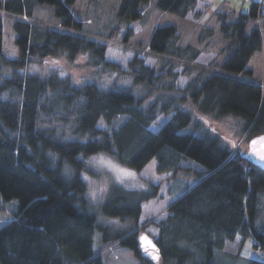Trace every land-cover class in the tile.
I'll list each match as a JSON object with an SVG mask.
<instances>
[{"label": "trees", "instance_id": "trees-1", "mask_svg": "<svg viewBox=\"0 0 264 264\" xmlns=\"http://www.w3.org/2000/svg\"><path fill=\"white\" fill-rule=\"evenodd\" d=\"M75 2L0 0V9L32 16L40 6H51L65 27H88L85 34L90 35L102 26L108 29L104 36L113 39L121 34L120 23L144 19L149 4L120 0L116 16L110 17L105 2L88 0L75 17ZM197 2L157 0L155 6L185 20ZM258 11V2L248 13L226 6L211 11L224 43L223 58L200 71L192 67H200L193 63L201 50L181 45L173 26L157 28L149 37L148 53L162 58L154 68L134 58L123 70L105 60L104 43L20 20L13 23L18 56L10 59L3 53L0 16V196L19 202L15 219L0 228V264H103L104 252L116 245L130 250L139 264H154L142 257L136 230L141 205L159 195L152 185L139 191L109 187L100 214L132 220L135 232L109 238L111 230L100 227L103 242L93 250L96 213L82 176H98L87 163L97 154L138 172L153 159L157 174L174 176L184 162L203 167L197 183L175 194L170 190L176 198L158 224L157 264H215V252L236 237L251 239L257 242L254 248L264 250V173L242 157L252 139L264 136L261 71L247 68L263 50L257 28L246 33ZM131 36L127 30L124 42ZM78 57L85 60L75 65ZM62 65L89 71L91 80L75 83ZM180 65L181 75H193L184 88L175 85ZM113 76L105 86L103 80ZM161 116L167 120L156 128ZM228 116L236 119L232 139H221L203 124L206 119L212 127ZM233 141L241 144L236 148ZM66 165L71 175L65 173ZM177 186L181 181L176 180Z\"/></svg>", "mask_w": 264, "mask_h": 264}, {"label": "rangeland", "instance_id": "rangeland-1", "mask_svg": "<svg viewBox=\"0 0 264 264\" xmlns=\"http://www.w3.org/2000/svg\"><path fill=\"white\" fill-rule=\"evenodd\" d=\"M87 1L88 0H76L72 9V13L75 17L81 16L82 12L85 11L88 6ZM101 1L106 3V7L109 9V16H116L120 0ZM255 1L262 2L264 4V0H210L209 3L206 4L202 2L203 4H197L194 12L188 13L185 17V20H183L174 14L163 12L157 9L155 6L157 0H149L148 8L144 13V19H141L140 21L136 22H131L128 25L127 23H120L118 27L121 28V34L119 37L113 39L104 36L106 35L108 29L106 31L103 29L102 26H100L99 29L93 31L94 33L90 32V35L85 34L86 32H88V27H86L83 31L65 27L60 23V19L54 15L51 6H40L33 13L32 16H26L18 13H10L0 9V16L2 17L3 22L2 48L3 53L6 57L10 59L17 58L18 51L17 46L15 44L16 33L13 28V23L16 20H20L29 23H34L41 27H47L60 32L84 36L91 40L104 43L107 45L105 60L112 64L119 65L123 70L127 71V64L134 58H138L143 61L144 65L150 68H154L158 67L159 63H161L162 61V58L161 56L152 55L148 53L147 44L149 37L151 36V33L157 28L173 26L177 28L178 34L181 36V38H179L181 45L190 44L193 45V47L201 50V54L193 63V65H197L200 67L197 68L194 66L192 67L191 64L188 65L200 71L201 69L208 67L209 64L216 61V59L221 61L223 58L220 49L224 46V43L219 39V35L216 34L217 22L216 19L213 20L214 18L210 19L211 11L216 10L219 6H226L231 8L235 12L248 13L252 3H254ZM203 12L204 14L201 15V13ZM195 13H200V19L194 18ZM188 21H190L191 23ZM256 23L253 24V20L248 21V24L246 26L247 34H249L251 30L254 29V27L260 29L264 33V29L262 30L264 26L263 18L262 20H260L259 26ZM127 30H130L132 32V38L129 37L130 39L127 40H131L129 43L124 42ZM212 38L214 39L213 41H211ZM84 60V57H78L75 62V65L83 63ZM182 66L180 65L175 70L178 73L175 85H177V87L179 88H184L186 83L193 77V75H181L183 69ZM62 67L64 68V70H66L63 72L69 74V76L73 79L75 83L82 85L91 80V73L87 70H82L77 67L69 69L66 67V65H62ZM247 68L249 70H253L255 73H259L261 71L260 77L264 88V47L261 53L257 52L251 57ZM32 70L35 71V68L32 67ZM257 76L259 75L257 74ZM115 78L116 76H113L110 80L109 78H105L103 80V84L105 86H110L112 80H114ZM97 81L99 83H102L100 79ZM153 100L154 96L151 97L146 102V104H150ZM166 120L167 119L162 116L159 117L157 119L155 127L159 128L163 123H165ZM203 124L209 126V128L214 132V134H216V136L221 137V139L223 140H228L232 139L231 133H234L236 119L231 116L218 119L217 122L212 124V127L209 124V121L205 119V122ZM192 130V127H190L186 131L191 132ZM233 142H235L234 144H236V148L241 144L238 141ZM243 146H246L244 139H242V147ZM99 155L101 154L92 155L91 157ZM104 156L108 159H111L113 163L118 164L108 155ZM91 157H89L87 161H89ZM118 165L124 167L120 164ZM182 167L183 169L176 173L174 176H172L171 173L157 174L156 161L153 159L140 172L124 167L128 170L134 171L135 177L123 178V182L121 183L115 180V174L109 171L107 168H103L102 170L98 171L97 168L92 164L93 171L97 172L98 176L92 177L88 174H83L82 178L86 175L90 178V180L96 181L97 184L107 181L108 189L111 185H120L127 188L128 190L136 191L148 189L150 185L158 187V197L141 205V216L137 221L138 228L136 229L138 236H140L142 233H145L150 236V238L156 240L159 230L158 224L167 216L168 206L172 204L176 198L170 192V190H172L173 188L175 194L176 192L180 191L183 187L197 183L199 174L204 170L203 167H201L195 162H184L182 164ZM176 180L181 181L180 187H175ZM85 182L87 184L88 193L89 182ZM87 193L86 197L91 203L93 210L96 213L97 227L94 230L92 244L94 251H97L99 246L103 242L104 232H101L100 227H107L109 230H111L109 238L121 232H135L134 227L136 225L132 220L121 218H109L107 216L101 215L102 213L100 212L98 206L103 202L107 192L103 194L102 199L98 198L96 202H92L87 196ZM18 211L19 202L17 200L14 199L11 201H4L0 196V228L13 221ZM237 247L238 243L233 242L231 244H228L227 247L225 245L221 252H218L217 254L215 252V264H246V261L249 259H259V261H264V258H262V255H264V250H256L253 247L251 240H245V242L243 243V248L240 250V255ZM233 256L238 257L234 258ZM102 263L139 264V261L134 257L133 253L130 250L116 245L112 247L110 246L108 250L104 252V254L102 255Z\"/></svg>", "mask_w": 264, "mask_h": 264}, {"label": "snow or ice", "instance_id": "snow-or-ice-1", "mask_svg": "<svg viewBox=\"0 0 264 264\" xmlns=\"http://www.w3.org/2000/svg\"><path fill=\"white\" fill-rule=\"evenodd\" d=\"M53 63H56V61H53ZM49 155L52 154L49 153ZM52 158L55 159V156H53ZM261 159H264V157H261ZM87 163L93 164L98 171L102 170L103 168H107L109 171L115 174V180L117 182L122 183L123 178L135 177L134 171L128 170L124 167L119 166L116 163H113L111 159L106 158L103 154L91 157ZM65 173L67 175H71V170L67 167V165L65 167ZM83 179L89 182V191L87 193V196L92 202H96L98 198L102 199L103 194L108 191L107 181L97 184L96 181L90 180V178L86 175L83 177ZM153 258L156 259L158 258V256Z\"/></svg>", "mask_w": 264, "mask_h": 264}, {"label": "water", "instance_id": "water-1", "mask_svg": "<svg viewBox=\"0 0 264 264\" xmlns=\"http://www.w3.org/2000/svg\"><path fill=\"white\" fill-rule=\"evenodd\" d=\"M242 157L252 166L264 172V159H261V157H264V136L252 139L248 143L247 152ZM138 242L141 255L157 264L160 260V250L153 240L143 233L140 235ZM157 256L158 258H153Z\"/></svg>", "mask_w": 264, "mask_h": 264}, {"label": "crops", "instance_id": "crops-1", "mask_svg": "<svg viewBox=\"0 0 264 264\" xmlns=\"http://www.w3.org/2000/svg\"><path fill=\"white\" fill-rule=\"evenodd\" d=\"M255 2H257V1H255ZM199 3L203 4L201 1L198 0L197 4H199ZM258 3H261V2H258ZM204 4H206V3H204ZM262 42H263V45H264V40H262ZM245 240H247V239H244L243 237H236L235 241L233 240V242H235V243L237 242L238 243L237 249L239 250V255H240V250L243 248V243L245 242ZM233 242H227L226 243V247H227L228 244H231ZM233 257L237 258L238 256H233ZM249 260H252V259H249ZM249 260H247V261H249ZM256 260H259V259H256ZM247 261H246V263H247Z\"/></svg>", "mask_w": 264, "mask_h": 264}, {"label": "built area", "instance_id": "built-area-1", "mask_svg": "<svg viewBox=\"0 0 264 264\" xmlns=\"http://www.w3.org/2000/svg\"><path fill=\"white\" fill-rule=\"evenodd\" d=\"M262 15H263L262 10H259V11H258V14H257V18H256V21H257L256 24H257V25H259Z\"/></svg>", "mask_w": 264, "mask_h": 264}, {"label": "bare ground", "instance_id": "bare-ground-1", "mask_svg": "<svg viewBox=\"0 0 264 264\" xmlns=\"http://www.w3.org/2000/svg\"><path fill=\"white\" fill-rule=\"evenodd\" d=\"M264 173V172H263ZM143 234V233H142ZM145 234V233H144ZM147 235V234H146ZM148 236V235H147ZM139 237L140 236H138V239H139ZM150 237V236H149ZM152 239V238H151ZM153 240V242L155 241L154 239H152ZM252 242V245H253V247L255 246V244H257V242H254V241H251ZM155 243V242H154ZM138 244H139V242H138ZM139 248V247H138ZM256 249V248H255ZM257 249H259V248H257ZM256 249V250H257ZM259 250H262V249H259ZM141 253V252H140ZM143 257V256H142ZM144 258V257H143ZM262 258H264V255L262 256ZM146 259V258H145ZM148 260V259H147ZM150 261V260H149ZM250 261V260H249ZM264 263V262H263Z\"/></svg>", "mask_w": 264, "mask_h": 264}]
</instances>
